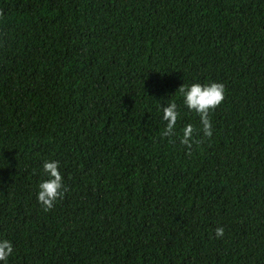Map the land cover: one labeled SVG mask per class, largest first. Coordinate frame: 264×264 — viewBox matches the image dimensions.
Listing matches in <instances>:
<instances>
[{
	"label": "trees",
	"instance_id": "trees-1",
	"mask_svg": "<svg viewBox=\"0 0 264 264\" xmlns=\"http://www.w3.org/2000/svg\"><path fill=\"white\" fill-rule=\"evenodd\" d=\"M0 10L7 264H264V0H0ZM212 82L225 86L213 136L188 150L182 129L203 133L178 89ZM45 161L69 189L48 212L37 201Z\"/></svg>",
	"mask_w": 264,
	"mask_h": 264
},
{
	"label": "clouds",
	"instance_id": "clouds-1",
	"mask_svg": "<svg viewBox=\"0 0 264 264\" xmlns=\"http://www.w3.org/2000/svg\"><path fill=\"white\" fill-rule=\"evenodd\" d=\"M3 20L4 12L0 10V21ZM177 93L181 94L184 106L189 111L195 112L200 119V131L203 133L202 139L194 138L199 133L192 124H188L182 129L180 143L188 150H191L194 145L202 144L205 139H210L213 136L210 113L223 103L225 99V86L222 83L216 82L204 85L193 83L191 86L184 84L178 89ZM178 118L177 103L170 102L166 107H163V120L167 122L165 129L161 133L163 137L171 138L176 136L175 128ZM169 142L175 143V140L170 139ZM43 171L48 178L43 180L38 186L37 201L43 210L48 212L54 208L58 200L64 198L69 189L64 184L58 161H45L43 163ZM224 234L225 230L222 227L215 230L216 238H222ZM13 251V245L9 240H0V262L7 264L8 258L12 255Z\"/></svg>",
	"mask_w": 264,
	"mask_h": 264
}]
</instances>
